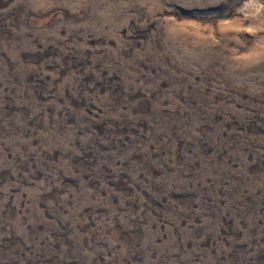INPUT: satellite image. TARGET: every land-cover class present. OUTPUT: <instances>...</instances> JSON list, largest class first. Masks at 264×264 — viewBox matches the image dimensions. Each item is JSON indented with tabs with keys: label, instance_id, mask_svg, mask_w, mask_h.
<instances>
[{
	"label": "rangeland",
	"instance_id": "374dc122",
	"mask_svg": "<svg viewBox=\"0 0 264 264\" xmlns=\"http://www.w3.org/2000/svg\"><path fill=\"white\" fill-rule=\"evenodd\" d=\"M261 37L264 0H0V264H264Z\"/></svg>",
	"mask_w": 264,
	"mask_h": 264
},
{
	"label": "clouds",
	"instance_id": "9594fccd",
	"mask_svg": "<svg viewBox=\"0 0 264 264\" xmlns=\"http://www.w3.org/2000/svg\"><path fill=\"white\" fill-rule=\"evenodd\" d=\"M240 29L237 28L236 31H239ZM224 29H221V32H223ZM246 31L249 33H253L256 30L252 27H248L246 28ZM207 39H211L214 41V43H219L218 38L216 37L214 32H209L207 34H205V37ZM234 40H237V42H239L238 37L233 36L232 37ZM264 57V37H261L258 46L254 47L251 51L248 52H243L241 53L238 49H233V55H232V59L235 61H241V60H245V59H249L251 57Z\"/></svg>",
	"mask_w": 264,
	"mask_h": 264
}]
</instances>
